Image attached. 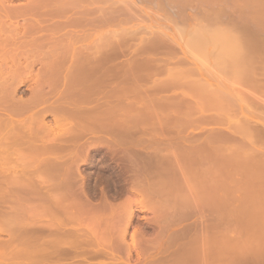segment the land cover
<instances>
[{"label": "bare ground", "instance_id": "1", "mask_svg": "<svg viewBox=\"0 0 264 264\" xmlns=\"http://www.w3.org/2000/svg\"><path fill=\"white\" fill-rule=\"evenodd\" d=\"M87 1H89L88 4H87ZM87 1L86 0H27V4L22 5L23 7L20 6L21 8L19 6H18L19 8L18 7L13 8L15 6L11 7L10 5L5 6L4 3H2V5H4L3 7L6 10V15L3 12V10L1 9V7H0V11H1V13L2 12L4 13V15L6 16L7 19H10V21H12L11 18L14 17L15 18L14 21H16L18 18L22 20V23L20 25L15 23L16 24L15 27H14V24L11 23L14 29L11 26H10L11 28H9L8 27L9 24L6 25L8 22L7 23L3 22L2 25L4 26V24H5L10 30L13 29L11 32H16V34L18 33V35H19V32H21L22 34L23 33L24 34L33 33V34L38 35L42 31H43V33H45L44 31L47 32L49 30V28L51 29V27H50L51 25L47 26V24L49 25L48 22L53 20L54 18L55 19L59 18L60 20L65 19L61 23H59V22L54 23V26L52 28L53 29L55 27L58 28V33H55V31L57 32V28H55L56 30L53 32V33H55L54 36H56L61 31L60 30L61 28L59 29V27H62V26L67 27V25L70 26V25H75V24L77 25L78 23H79V25L82 24L81 21L83 22L84 20H81V18H82V16H84V13H85V9L83 11V9L81 8V6H83V4H82L83 2H85L84 4H86L87 6L88 5L95 6L96 4L98 5V3H99V5L102 3L101 0H87ZM105 1H103V2H105ZM150 1H152V0H150ZM153 1H155L156 4H161L160 2L162 1V3H163L164 0H153ZM165 1H168L169 3H171V2L173 3L174 1L175 2L178 1L177 3H174V4L178 5L180 0H165ZM184 1L187 2V0H184ZM201 1H202V3H204V2L206 3V1L210 2L211 0H200V2ZM240 1H241V4L242 3L244 4L247 2L249 4L250 2H252V0H240ZM257 1H256V3H257ZM0 2H3V1L0 0ZM236 2L238 3V0ZM5 3H6V0H5ZM11 3H12V1H11ZM94 3H95V5H93ZM164 3H166V2H164ZM187 3H189V2H187ZM9 4H10V2H9ZM79 4H81V5H79ZM86 5H85V7H86ZM179 5H181V4H179ZM78 6H80V7H78ZM200 6H202V5H200ZM177 7H179V6H177ZM98 9H97V11H98ZM252 9H253V7H252ZM92 11H95V10H92ZM177 11H179V10H177ZM211 11L212 10H210V13H211ZM86 12L89 13L91 11L87 10ZM251 12L254 15L253 19L251 17V20H253L252 24H254L253 26H255L252 28H253V30H254V28L256 29L254 32L257 33L260 30H264V10L262 9L261 11H257L255 8V10L253 9V11H251ZM97 13H99V12H97ZM95 14H96V12H95ZM101 14H102V12H101ZM87 15L88 14H86V16ZM0 16L2 17V15H0ZM210 16H211V14H210ZM85 17H83V18H85ZM4 18L5 17H3V20H4ZM47 18H49V19L51 18V20H49ZM208 18H210V17H208ZM98 19L99 18H97V20ZM211 19H213V18H211ZM2 25H0V26H2ZM17 25H19V26H17ZM3 26H2V28H3ZM66 27H63V29H65ZM2 28L0 27V30ZM79 28H81V27H79ZM243 28H241L242 31H246V28H245V30H243ZM248 28L249 27L247 26L246 32H249ZM7 29L4 26V29H2L0 31V32H2L1 34L5 35V30H6V33L7 32L9 33L10 30L8 29L9 30L8 31ZM51 30H49L50 33H51ZM242 31L240 30V32H242ZM11 32H10V34H11ZM36 32L37 33L39 32V33L37 34ZM68 32H70V31H68ZM250 32H252V31L250 30ZM47 33H49V32H47ZM50 33L47 34L49 37H50ZM67 33L63 34V36L65 35L64 37H66ZM72 33H74V32H72ZM256 33H253V34L255 35ZM69 34H68L67 38H64V40L66 39V41H67L70 38L69 36L71 34L70 35ZM241 34H243V33H240V35ZM250 34L251 33H249V35ZM6 35H9V34H6ZM28 35H31V34H28ZM28 35H25V36H28ZM47 35L46 36L44 35L43 37H37V38H36V36H34L35 38L33 36H29L30 38L32 37V40L30 42L27 41L26 43L23 41L22 42L20 41L22 45L20 43L19 44H20V46H22L21 49L23 51H20L19 50L20 46H17L18 45L17 40L19 41L20 37L18 39L14 38V40L17 44L16 47L14 46L15 43L11 42V41H14L12 38H11V40H9L10 42L7 40L9 36H6L7 38H5V36H4V39H2L3 37H0L1 38L0 42L2 43V45H3V43H6L8 45H10L9 43H11V45L15 47V48L12 47L11 49L14 48L15 50L21 52V53L19 52L18 55H15V54L13 55V53H12L11 55L13 57H11L10 54L9 55L8 54L3 55V56H8L6 58H4L3 56H0V107H1L0 108V146L2 143L5 144V145L3 144L4 146L2 145V148L1 147L0 148L3 151L4 148L8 145L10 146V144H12V145L14 144V146H17L20 144L19 146H21V144H23L24 142L27 143L26 140H29L30 143L35 144L34 142L37 139V141H36L37 144L29 145L30 150L27 151V152H29V154L26 151H25V153H27L28 158H30L31 156H33V157L34 156L38 157V155L40 156L38 159L36 157H34V158H36L37 162L35 161L36 166L33 167L35 169L32 170L31 169L32 166L28 167L31 171L30 170L27 171L28 168L26 167V166H28V164H27L28 161H32L31 159L29 160L28 158H27L28 161L26 162L27 165L25 164V161H24L25 159L23 160L24 165H25L24 166L25 169H24V167L21 168V172H20V170H16V172L17 171L20 172V173L17 172V174L14 171L16 174L15 176L13 175L12 177H10V176L7 177L6 176V175H8L7 171H9V169L7 170V168H6V172L3 171L4 173H7L4 176L1 175V174H3V172L0 171V173L2 172L0 174V176L3 177V178L2 177L0 178L3 180L2 183L0 182L1 183L0 184V235L5 236L2 238L0 237V251L4 252V249H5L6 254L3 253L2 256L5 254L7 256V258L9 259L8 263L6 262V264H17V263H14L13 261L15 259H20V258H23L24 260L26 259L27 261L31 260V262L30 261L28 262L29 264H208L207 262L210 259H214V257L219 255V250L221 249L220 248L221 246H219L220 249H215V250H218V252L216 251L217 255H215V252L213 251L214 250L213 247L211 248L210 246H208L206 244L207 242L210 243L209 242L210 239L208 241H206L207 237L209 235L206 232L208 230V228H207V230L205 229L206 230L205 232L204 231L200 232L201 234L198 232L196 235L197 237L195 235H193L196 233H193L192 235H190V238H188L189 239L188 241L180 242V243H177L174 245L169 244V243H166V245H161L158 242L155 243L154 239H152V238L146 239L145 237L142 236L143 233L141 234L140 230L138 228H136L137 226L134 228L135 225H132V219H133L132 217L134 216L133 212L135 211L134 205L139 204V206H140L139 208H141L140 210H143V208L146 207L145 205L147 204V201H146L147 198L145 200L146 204L142 203L143 199H141V198L137 199V200L136 199L132 200L131 198L128 197L120 205L119 204L114 205L113 200L107 199V197L105 198L104 196H103L104 199L102 198L99 203L92 202L89 198L85 197L86 196L85 192L82 191V187L84 186L83 183H84V176L85 175H83L84 173H82L80 168L77 166L78 164H76V162H79V163L80 162L81 163L87 162L88 157L86 156L85 153H81V152H84V149H82V150L80 149L81 152L79 150H77L74 153L76 155L74 156V154H73V157H66L65 155L60 156L61 153H59V152L60 151L63 152L65 149L61 150L60 149L61 147H58L59 145L56 144L57 139L55 140V138H53L56 141L54 144V143H52L54 141L52 139L49 140V137L46 136L45 137L46 140H43L44 137H43V139H42V137H39L36 134L37 132L35 133V131H34L35 134L33 132H31V130H32L31 125H32V123H33L32 121H34V119H32L30 121L32 123L28 122L29 119L27 122H26V120L25 121L15 120V116L17 117L26 111H31L29 109L33 104L37 103V104H39V106H42L52 96L55 98V99H53L54 102L52 104H50L49 106H46V107L43 106L39 109L38 114H37V120H39V121L37 123H39V122L41 123V121H43V117L45 118V114L47 115V113H50V114L52 113V115L54 117L53 119L55 120L54 122H56V125H57V122L60 120H63V118H65V116H69L72 119L73 118L76 119L75 121L78 120V122H79V123L77 122L78 126L79 127L81 126V128H83V129L86 128L85 130L91 129L90 131L93 132V129L96 128V130L94 129L95 131H97V129H99L98 131H100V132H101V129H103L102 132L105 130L110 131V132L105 131L106 133L103 135H106L107 133H109V136H111V137H112V135H115V139L119 142V141H122L123 138L125 139V137H128L126 134H128L127 132H129V130H130V128L128 127L129 124L130 125L132 124L133 126L138 124V123L140 124V122H143V120L145 118H147V116H149L147 114L146 117H139V116H137L139 114V112L137 111L138 114H136L135 116L132 117V115H131L132 113H130L132 109H135V112H136L137 108H139L140 105L138 107V105H136L137 103H134V102L132 103L130 100H128V99H131V97H129V95L134 96V100H133V98L131 99L132 101H135L136 100L135 97H137V99H138L137 101L139 102L140 101L139 98L141 97L140 95H138V96H140L139 98L137 96V94H139V93H137V91H139V90L136 91V89L134 88L135 87L133 84L134 82H131L133 85L129 83L132 80H137V79H135V77H132V74L135 72L133 71V73H132V70H129V69L126 70L128 67L131 68V66L133 67V69H135L134 68L135 62L131 61L130 63L131 64L134 63V65L129 64V66L127 68L124 67L125 70H123L124 68L122 69L118 66L123 71L119 70L118 68L116 69V67H114V65H113L114 63L111 65L109 64V66L107 64V63H109L110 60H112V59L114 60L116 57L118 58V56H120L121 53L119 52L120 54L115 57V53L118 51L117 47L115 48V50H117V51L114 50L115 51L114 52V51H112L113 47L110 49V47H111L110 46L108 51H107V49H104L107 51V52L105 51V53H107V54H105L104 52L102 54L101 49L104 48V45L99 42L98 44L100 45V48L97 44H95L96 49L94 46H91V48H88L89 50L91 49L90 53H84L85 50H81L80 52H78L77 49H80V48H74L71 45L67 46L66 42L64 43L63 41L60 40V39H63L62 35H61L62 38L60 36L57 37V38H60V39H58V40H60V42L59 41L58 42H59V44L62 42L66 46H62L61 45L62 43L60 45L58 44L56 46L55 44H57V43L53 44L54 41L52 40V37H50L51 38L50 39ZM192 35L193 36L191 37L190 44L189 43H188V45L185 44V49L189 48L188 50H190V48H191V50H192L194 48H197V49H200L203 51H208L209 55L212 56L213 60H215L217 62L221 63V61H223V62L226 61L228 63L234 62V63L238 64L237 65L238 69H237V74H236L238 78L239 77H241V78L246 77V79L249 80V77H253L252 71H255V68H257V72H258V69H260L259 71H261V70L264 71V59L262 60V57H261L262 54H260L262 51H264V49L263 50L260 49L261 51H258L259 49H257L255 47L257 49V51L259 52L258 53L259 58L257 57L258 56V54H257V56L255 57V59L257 58V60H256V62H253V61H255L253 59V57L256 55L255 52L257 53V51L252 52V49L254 50V48L250 49L251 51L249 50L250 53H254V56L252 54L253 57L250 56V53L245 52L246 50L248 51V49H249L248 48V49L244 50L245 47L247 48V46H248L251 48V46L254 45L253 43L251 45V43L249 41L248 42L250 44L247 43L246 45H244L246 43V40H250V37H249V39H247L248 36L246 34L245 35L247 37H245L243 35L244 38H246V39H243L244 44L241 43V41H243L241 37H240L241 40H239L240 39L239 37H238V39L236 38V40H235L232 38L234 36L231 37V35H229L230 37L228 36L226 38L223 37V38H219V39L218 38H216V39L212 38L209 34H203V33H195V34L192 33ZM254 35H253V38L251 37V39L253 41H255L254 39H257V38H254L255 37ZM25 36L22 35V37H25ZM71 37H74V36H71ZM77 37L76 36L74 37V39H75L74 42H76V40H77V43H79V40H81V39L79 38V40H78ZM9 39H10V37H9ZM4 40H5V42H4ZM24 40H25V38H24ZM50 40L53 41V43L51 42L53 44V46H52V44L50 45ZM153 40H154V38H152V41L149 40L146 43L144 42L145 45H143L144 43L142 42V46H141L142 51L140 53L145 51L146 47L152 46V48H153V46L156 45L155 42L157 41V39L155 38L156 41H154V42H153ZM262 40H263V38H262ZM253 41H251V42H253ZM55 42H57V41H55ZM74 42H72V44ZM112 42H113V40L111 41V43ZM187 42L188 41H186V43ZM1 43H0V47H6L7 51L10 50V49H8L7 45L5 46V44H4L2 46ZM105 43H107V42H105ZM114 43H115V40H114ZM161 43H162V41H161ZM148 44H150V45L152 44V45L150 46ZM11 45L9 47H11ZM102 45H103V47H101ZM109 45H107V47ZM113 45L115 47L116 43ZM119 45H120V43H119ZM186 45L188 48L186 47ZM249 45H251V46H249ZM256 45L257 44H255V46ZM144 46H146V47H144ZM156 46H154V47H156ZM158 46H160V44ZM161 47L162 46H160V48ZM82 48H84V47H82ZM93 48H94V50H93ZM262 48H264V47H262ZM137 49L140 50L141 48L138 47ZM137 49L135 50V53L137 54V56H140V55H138L139 51H137ZM148 49H150V52L152 51V53H153V51H157V50H154V49H157V47L153 48L152 50H151V48H148ZM3 50H5V49H3ZM86 50H87V48H86ZM10 51L12 52V50H10ZM110 51H112L113 54L112 53L108 54ZM212 51H214L215 53ZM146 52H149V50ZM149 53H148V55H151ZM145 54H147V53H145ZM148 55L145 57V58H147V60H148ZM247 55H249V56H247ZM132 57H131V59H132ZM7 58H8V61H7ZM9 58H10V61H9ZM145 58H143V59H145ZM151 59L152 58H149V61ZM251 59H253V60H251ZM113 60L111 62H113ZM132 60H134V59H132ZM8 62L10 65H7ZM66 62L69 65L65 64ZM36 63L37 64L39 63L41 66V69H40V67L38 68L37 74L34 73L33 72L34 69H32L33 66L36 65ZM151 63H149V64L151 65ZM117 64L118 63H116L115 65H117ZM152 64H155V63H152ZM123 66H125V65H123ZM155 66L157 67V65H155ZM5 67H6V70L4 69ZM146 69H145V71H146ZM154 69H151V70H154ZM138 70H140V69L138 68ZM148 70H149V68H148ZM148 70H147V72H148ZM135 71H137V70H135ZM137 72L141 74L143 71L141 70V72H139V71H137ZM137 72L135 73V75L137 74ZM150 73H152V72H150ZM140 74H138L136 78L142 79L143 75H141L139 77ZM262 74H263V72H262ZM119 77H120V80L122 79L123 85L121 84L120 86L117 87V84L115 83L116 87H112L114 82L116 81V79H118ZM254 79H255V77H254ZM237 80H240V79H237ZM154 81L156 82V80H154ZM255 81H256V79H255ZM25 82L26 83L29 82V84H30V85H28V86H30L28 89H29L31 96L28 97L29 98L28 100L17 95V92H18L17 87L20 86L19 84H24ZM50 82H52L54 86L50 87L49 86ZM153 82H152L151 87H154L153 88L154 91H160L161 92V90L167 89L169 87V82H167V81L161 80L159 82L157 81V83L154 82V84H153ZM257 83H259V82H257ZM257 83H255V84H257ZM260 85L257 84V85H255L256 87H253V88L248 86L249 87L248 89L254 90V88H258ZM263 86H260V88H258L257 90H260L261 88H263ZM46 87L49 90H45ZM105 88H108L107 91ZM137 89H139V88H137ZM153 89L151 91H153ZM51 90H53V93L50 92ZM104 90H105V92L103 94L102 92ZM247 91L249 92V90H247ZM254 91H252V93H251V91H250V93H248V92L247 93L252 95V94H254L253 93ZM100 92L103 94L104 97H100V96H102V95H100L101 94ZM260 92H261V90H260ZM256 93L258 94L257 97H259L260 96L259 91ZM256 93H255V95H256ZM94 95L99 96V98L95 97ZM143 95H145V94H143ZM92 96H94L97 99V102H101V100L103 102V99H104L105 103H108V105L106 104L107 107H102L101 109H99L101 106H105V104H103L104 102L102 103V105L101 104L99 105V103H95L96 99H94L95 100L94 102L92 101L93 100V99H91ZM154 96L155 95L152 93L153 98H154ZM148 97H150V95ZM252 97H256V96L252 95ZM260 99L264 100V96L259 97L258 100H260ZM141 101H146V100L141 99ZM150 101H152V100H150ZM86 102H89V104H91V106L95 103L96 105L95 104L94 105L96 107L94 105L93 106L95 108L94 107L89 108L88 106H90V105H88L86 107L85 104L86 105L88 104ZM90 102H93V103H90ZM146 102L148 103V101H146ZM147 103L144 105H147ZM157 103L159 104L158 101H157ZM157 103H156V105L158 107ZM97 104L99 105L98 108H97ZM162 105H163V103H162ZM146 107H148V106H146ZM103 108H105V109H103ZM144 108L145 107L141 105V108H139V109H142L145 112ZM127 114H129V115H127ZM116 115L117 116L120 115L123 117L126 116V117H125V119L118 120L117 118H114V117H116ZM140 115H144V113L142 112V114H140ZM156 117L158 119H160V115L158 116V114H157ZM169 117H171V116H169ZM112 119H116V120H112ZM141 119H142V121H140ZM168 119L170 120V118H168ZM37 120H35V121H37ZM145 120H144V122H145ZM156 121H158V120L156 119ZM215 121H217V120H215ZM171 122H173V121H171ZM27 123L30 125L31 129L29 128V125ZM249 123H248V125H249ZM41 124L45 125L44 122ZM41 124H40V128L43 127V125H41ZM76 124L74 123L73 127H76L77 126ZM46 125H47V123H46ZM78 126L76 127L77 129H78ZM73 127L71 125V128H73ZM126 127H128V129H127V131H125L126 133L124 134L123 131H124V129H126ZM148 127H150V126H148ZM44 128H46V127H44ZM5 129L6 130L8 129L7 134L2 133ZM41 129H43V128H41ZM41 129H40V131H41ZM73 129H75V128H73ZM73 129H72V133L74 131ZM83 129H81V130H83ZM79 130L80 129H78V131ZM85 130H83V132H85ZM254 130H255V128L253 129V131ZM258 130H260V129H258ZM262 130H264V129L262 128ZM36 131H38V130H36ZM75 131H76V129H75ZM113 132L114 133L116 132V133L114 134ZM120 132L123 133V135H124V136L122 135L123 137L122 136L118 137ZM162 132H163V130H162ZM70 133H71V130H70ZM87 133H89V132H87ZM110 133H113V134L110 135ZM117 133H118V135H116ZM247 133H248V131H247ZM249 134L250 133H248V135ZM263 134H264V132H263ZM70 135H71V138L74 137L73 134H70ZM60 136H61V134H60ZM77 136L80 137L81 135H77ZM129 136H130V134H129ZM249 136H251V135H249ZM254 136H256V135H254ZM75 137H76V135H75ZM263 137H264V135H263ZM57 138H59V137H57ZM113 138H114V136H113ZM113 138L112 139L110 138V139L114 140L116 142V140ZM149 138H151V137H149ZM97 139L99 140V138H97ZM97 139L95 138V140H97ZM101 139L105 140V138H101ZM101 139L99 141L100 143H102ZM29 141H28V143H29ZM118 142H116L117 145H118ZM234 142H236V141H234ZM109 143L111 144V142H109ZM168 143H171V142H168ZM206 143H207V141H206ZM12 145H11V147H12ZM201 145H203V144H201ZM224 145L225 144H223V146ZM60 146H62V145H60ZM111 146H113V145H111ZM180 147L182 148L183 146H180ZM184 147H186V146H184ZM194 147H196V146H194ZM109 148L112 149V147H109ZM200 148H202V147L200 146ZM200 148L196 147L195 153H197V149H198V152H200L202 150V154H204L203 151L204 152H206V151L204 149H200ZM203 148H204V146H203ZM212 148H213V146H212ZM212 148H210V149H212ZM185 149H186V151H185ZM235 149H236V147H235ZM7 150L9 151L10 149L7 148ZM14 150L15 149H13V151ZM17 150H18V148H17ZM156 150H153L154 153H153V151L150 153L151 158H153V154H155V153H156V155L158 154V152H156ZM224 150L226 151V149H224ZM2 151H0V154ZM4 151L6 152V148ZM124 151H127V150L124 149ZM131 151H127L125 155L123 154V157L126 156L125 159L131 164V166L132 165H133V167L135 165L137 166L141 162L145 163L146 165H149V161L151 160V158L150 159L147 158L149 160V161L147 160L148 162L147 161L143 162L144 157L147 156V154L145 155L146 152L145 153L143 152L144 154L142 152H141V154L138 153L139 156L136 155V157H134L136 152L132 151L133 154H131L132 153ZM172 151H173V149H172ZM172 151H169V152L167 151L166 154H169V155H165V154H162L161 150H159V153L161 152V155H162V156H160L161 158L162 157H165V158L168 157V159L167 158L166 159L170 160L173 157L172 161L170 160V162H169L166 159L164 160L163 158L162 159L158 158L160 154L157 157L154 155V158L156 157V158H158V160L156 162H154V160H155L154 159L153 160L154 163L151 160L150 161L151 166H149V168L153 166L154 170L156 169V172L154 171V175L156 176V174H157L158 176H156V177H158V178H159V176L162 177V174H164L163 176H165L167 174V176L168 175L174 176L173 178H175V179H176V177L180 178L181 176L180 177L175 176L174 174H176L177 172L175 173L174 172L175 170H173V169L170 170L169 169L170 166L169 167L162 166L164 164L162 162H165V161L169 162V163L165 162V165H169L172 162V164L173 163L175 164V165L173 164L174 168H175V166H177L176 163L178 162L177 164L179 166V171L181 174H183L182 175L183 177L185 176L184 175L185 172H189V171L191 172V170L193 169L192 174H194L195 177L192 176V177L188 178V176H187L188 173L187 174L185 173L187 177L185 176L183 178V179H185L184 181L188 180V181H186L188 183L185 182V184H189L191 186L190 188L193 190H191L189 188V185L186 186L184 184V186L187 187L186 188L187 190H186L185 187L183 186V184L181 186L175 185L176 183L173 185V183L170 184L171 182L169 183V185L163 184L165 186V188L161 184L160 186L162 189L161 188L159 190L157 189L159 193H166V192L169 193L168 195H170L172 200H173V204H171L170 206H173L174 210H177V211L183 210L184 205L186 207H188V205H189L188 203L193 205V203L198 202L200 197H203V196H204L203 199H205V201H204L205 203L211 204L217 200H218V202H226L225 201V198H227L226 196H225V198H223L224 196L221 197V196H218L217 194L215 195V197H211V198H209L210 195H209V197L207 196L208 195L207 191L209 190V192H211L210 190H211L212 186L216 184V182H215V184H213V182H212V184H213L212 186H210V185L208 186L206 183H204L206 181V179H204V178L207 177L206 172L203 174L200 172L201 175L200 174L198 175V176H200V178L198 177V179H195V178H197L196 177L197 175H195V173L197 171H199L198 169H195L197 171H195V173H194V167L196 166L195 164L200 165V163H202V162L205 163L204 160L206 158L213 157V156H210L211 151L210 152L207 151V153H205L202 156L199 155L200 153L198 155L194 156V153H193L194 151H192V149L189 150V148H187V147L184 148V150H179L176 148V150L174 149L175 152L174 151L172 152ZM176 151H178V153ZM111 152H112V150H111ZM208 152H209V154H208ZM231 152L232 153L229 154L230 155L229 157H230V159L232 158L230 161L231 162L230 164H232V165L228 164L229 168H230V170H228V171L226 170V168H228V166L226 165V167H225L226 171H224V172H226V175H224V176L225 177L228 176L227 180L229 181V179H230L231 180L230 182H232V181L236 182V185H241L243 187L249 186L248 188H251V190L249 192L250 193L249 196L246 199L243 198V200L241 201V203L237 207L235 205V208L233 209V214L231 215L229 221L231 220L234 223V226H236V224H238V225L240 224V225L247 226L248 228H252V230L256 229V228H258V226H260L264 230V177H262V178L259 177V174L264 171V169H263L264 167L261 168V166H260V168L258 169L260 163L258 162L257 164H255L257 166L253 165V163H252L255 161L254 160L255 157L253 156L252 157L253 159H251L254 161H250L249 160L250 157H247V159L242 158L244 156V154L242 157H240L241 158V159H239L240 161L236 162L235 159L237 157L235 158V156H238L239 152H238V150H234V152L233 151H231ZM14 153L16 154L17 151ZM53 153H54V158H50V155ZM113 153H114V151H113ZM221 153H223V152L221 151L220 154ZM8 154H10V152ZM11 154L13 156V153H11ZM150 154H148L147 157H150L149 156ZM191 154H193L194 157ZM256 155H257V159H259L258 154H256ZM1 156H4L3 152H2ZM25 156H26V154H25ZM224 156H219V157H224ZM219 157H218L217 161L221 159V158L219 159ZM259 157H260V155H259ZM223 159L224 158H222L221 160L223 161ZM4 160L6 161V159H4ZM8 160H10V159H8ZM161 160H162V162H161ZM194 160L196 162L197 161L198 162L194 163V165H193L192 163L195 162ZM232 160L235 161V164L232 163V162H234ZM158 161H160V162H158ZM179 162L180 163L182 162L181 166H180ZM219 162H217L216 164H218ZM142 163L140 165H142ZM214 164H215V162H214ZM223 164H222V166H223ZM210 165H213V164H210ZM222 166L220 167V169H218V167H217L218 171L224 167V166L223 167ZM141 167L139 166L138 167L139 169H137V167L136 168L134 167V169L140 170L143 168V167L142 168ZM171 167H172V165H171ZM1 168H3V167L0 166V169ZM144 168H147V166L144 165ZM153 168H151V170ZM195 168H199V167H195ZM176 171H178V170H176ZM170 172L172 174H170ZM227 172H229V173H227ZM215 173L217 175L218 172L216 171ZM196 174H198V172ZM202 175L204 178L201 177ZM221 177H223V175ZM221 177H220V179H221ZM173 178H171V179H173ZM218 178L216 181H218ZM209 179L210 178H208V180ZM223 179H221V180L224 181L225 179L224 180ZM195 180H200V182L202 180H205L203 182V185L206 184L207 187L208 188L210 187V188L209 189L207 188L208 189L207 190L205 188L206 186L202 187L203 185L201 186V183L199 184V181L197 183ZM221 180L219 182H221ZM78 181L80 184L78 183ZM228 181H226V182H228ZM165 182H167V181H165ZM194 182H195V184H194ZM2 184L4 185V187ZM76 184H78L79 187ZM191 184L192 185L194 184V185L192 186ZM196 184L200 185V187L197 190H195V189L199 185L195 187ZM81 185H83V186H81ZM177 186H178V188L179 187L182 188V186H183L184 187V188H182L183 191H181L180 188L178 190V188H176ZM217 186H218V184H217ZM216 187H215V190H217ZM134 188L136 189V187H134ZM213 188H212V190H213ZM184 189L186 190V192H184L185 191ZM242 189H241V191H242ZM190 190H191V192H190ZM178 191L179 192L181 191L182 193L179 194ZM218 191H220V190H218ZM237 191L235 190V192H237ZM82 192H84V194H82ZM150 192L152 193V191H150ZM155 193H157V192H155ZM215 193H217V192H215ZM178 194H179V197L181 194H183V195L185 194L184 195L185 198H186L187 194H189L188 196L193 195L192 197L194 199L195 198L196 199L195 200L190 199L192 202H189V200H188L189 198H187V201L185 198L183 200L182 196L180 197L181 199L177 198ZM223 194L224 193L222 192L221 195H223ZM172 195L177 196L176 197L177 199L175 197H172ZM216 196H218V197H216ZM256 196H261V198L260 197H259V199L253 198ZM151 201H153V200H151ZM158 202H159V200H158ZM237 202H239V201L237 200ZM142 204H144V205H142ZM149 205H150V203H149ZM152 205H153V207L155 206L154 204H152ZM165 205H166V203H165ZM168 206H166L164 208V209L167 208V211H168V209L172 208L170 206H169L170 207L169 208ZM150 207H147L144 209H149ZM151 209L152 208H150V210ZM156 209L161 210L160 208H156ZM153 210L151 212H153ZM159 210H155L153 212V218L155 221H157V222L160 221V223H161V222H163L162 219L165 220V217H168V216L164 217L161 213L162 211H159ZM164 211H163V213H164ZM29 212L33 213L32 216H28V215H31V214H29ZM106 212H108V214ZM183 212H182V214L180 213L179 219L186 217L183 214ZM27 213H28V215H27ZM148 213H150V211H148ZM190 214L191 213H189V215ZM174 215H175V213H174ZM121 220H123L122 224L121 223L118 224V222H120ZM87 223H89V224H87ZM233 223L230 222L229 224L232 225ZM85 224L87 226H85ZM232 226H230V227H232ZM130 227H133V231H132L130 238H129L130 241L129 240L127 241L126 236L128 235L127 234L128 228H130ZM238 227H240V226H238ZM233 228H235V227H233ZM243 230H245V229L243 228ZM248 232L250 233V229H249V231H247V234L249 235ZM258 232H257V234H258ZM187 234H188L187 230H182V231H180V233H176L175 236L174 235L173 236L176 238H177V236L178 237H185L187 239V237H186ZM198 234H200V236H198ZM244 234H246V233H244ZM254 235L256 236L255 232H254ZM186 239H184V240H186ZM258 239L264 241V232L261 233V236H259ZM235 240H236V238H235ZM236 241H238V239ZM168 242H170V241H168ZM213 243H216V242L213 241ZM220 243L225 244V242H220ZM237 244H238V242H237ZM228 248L230 249L231 247L228 246ZM228 248L224 247V249H227V250H228ZM224 249H221V251ZM231 249H230V251H231ZM227 250H224L221 253L227 254V252H225ZM241 252H243V251H241ZM121 254H123L124 257ZM229 254H230V252L227 255H229ZM239 254H242V256L239 255L237 257L241 256L242 257L241 259L244 260L243 256H245V254H247V253H245V254L239 253ZM233 255H235V253ZM133 256H135L134 260L132 259ZM231 256H230V260L231 259L235 260L233 258L234 256L232 258H231ZM247 256H249V254H247L245 256L248 259L253 255H250V257H247ZM258 256H259L258 259L262 258V260H264V251H261ZM237 257L235 255V258H237ZM0 259H1V257H0ZM250 259H252V257ZM225 260L229 261L228 258ZM246 263H248V262H246ZM230 264H231V261H230Z\"/></svg>", "mask_w": 264, "mask_h": 264}, {"label": "rangeland", "instance_id": "2", "mask_svg": "<svg viewBox=\"0 0 264 264\" xmlns=\"http://www.w3.org/2000/svg\"><path fill=\"white\" fill-rule=\"evenodd\" d=\"M1 1H3V2H0V7L3 10V12L5 13V15H6V10L3 7L4 5L5 6L10 5L11 7L15 6L13 8H16L18 6L20 7L22 5L27 4V0H11L12 3L10 0H6V3H5V0H1ZM101 1H102V3L100 5H99V3H98V5L97 4L95 5V3H94L93 5H95V6L91 5L93 8L90 5L87 6L86 4H84L85 2H83L82 3L83 6H81V8L83 9V11L85 9V13H84V16H82V18L85 17L86 14H88V15L83 19L81 18V20H84L83 22L81 21L82 24L81 23H80L81 25H79V23L77 25L75 24L76 26L70 25L71 27L68 25H67V27L66 26L59 27V29L61 28L60 29L61 31L56 36H54V34L58 33V28L55 27V28H57V32L55 31L56 30L55 28L54 29L52 28L54 26V23H58V22L61 23L65 19L60 20L59 18L55 19L53 17L54 19L52 18L53 20H51V18L50 19L47 18V19L52 21V22L49 20H48L49 22L47 21L49 23V25L47 24V26L51 25L50 27L52 29L51 30L49 28V30H51V33L49 30L47 32L50 33V37H52V40L54 41V43H53V41L50 40V45L52 43L53 44L57 43V44H55L57 46L61 40L64 43L66 42L67 46L71 45L74 48H80V49H77L78 52H80L81 50H85L84 53H90L91 49L89 50L88 48H91V46L95 47L96 46L95 44H97L100 48V45L98 44L99 42L104 45V48H102L103 50L107 49V51H108L109 47L111 46L110 49L113 47L112 51H114L115 48L117 47L118 51L115 50V51H117L115 53V57L118 56L120 53L122 55L120 54V56H118V58L116 57L117 58V59L115 58L116 60L112 59L113 62H111L112 60H110L109 63H107L108 66H109V64L111 65L114 63L113 65H114V67H116V69L118 68L119 70L123 71V70H125V68H127L129 66V64L134 65V63H132V64L130 63L132 61V62H135V67H134L135 69H133V67L131 66L132 69L128 67L126 70H128V69L132 70V73H133V71L135 73L137 71H139V72H141V70L143 71L141 74L137 72V74L135 75V73H133L132 77H135V79H137V80H132L129 82L130 84H132L131 82H134L133 83L135 86L134 88L136 89V91L139 90V91H137V93H139V94H137V93L136 94H137V96L138 95L141 96V97L138 96V98L140 97L139 98L140 101L139 102L137 101L138 100L137 97H135L136 98L135 101H132L131 100L132 98L134 100L133 95H131V96L129 95V97H131V99H128V100H130L132 103L133 102L137 103L136 105H138V107L140 105L139 108H141V105L144 106L145 112L139 108H137L136 112H135V109H132L131 112L130 111L129 112L132 113L131 114L132 117L135 116L136 114H138L137 111L139 112V114L137 115L139 117H146L147 114L150 117L147 116V118H145L146 120L143 118L145 120V122H144V120H143V122H140V121H142V119H141L139 121L140 124L138 122H137L138 124H136L134 126L132 124L131 125L129 124L128 127L130 128V130H129V132H127L128 134H126L129 138L125 137L126 140L123 138L122 141H119L120 143L115 139V135H112V137L109 136V133H107L106 135H103L106 132H110V131L105 130L106 132L105 131L102 132L103 129H101V132L98 131L99 129H97V131H95L96 128H94L95 130L93 129V132L90 131L91 129H89V130L87 129L88 130L87 131V130H85L86 128L83 129V128H81V126L80 127L78 126V123H79L78 120L75 121L76 119H74V118L72 119L69 116H65V118H63V120L58 121L57 125H56V122H54L55 120L53 119L54 117H53L52 113L51 114L47 113V115L45 114V118L43 117V121H41V123L44 122L45 125L41 124L40 122L37 123L39 121V120H37V114H38L39 109L43 106L46 107V106H49L50 104H52L54 102L53 99H55L52 96L42 106H39V104H37V103L33 104L31 106L32 108L30 107V109H29L31 111H26L27 113L24 112L23 114H21L17 117L15 116V120H19V121H21V120L25 121L26 120V122H27L29 119V121H28L29 123L33 122L31 125V128H32L31 132H33V133H34V131H35V133L37 132L36 134L39 137H42V139L44 137L43 140H46L45 139L46 136L49 137V140L52 139L54 141L52 143H54V144L57 141L56 144L59 145L58 147H61L60 148L61 150L65 149L63 152H61V151L59 152V153H61L60 156L65 155L66 157H73V154L77 150L80 151V149L81 150L84 149V152H81V151L80 152L86 154V156L88 157V158L86 157L87 162H85V163L84 162L83 163L76 162V164H78L77 166L80 168L82 173H84L83 175H85L84 176V183H83L84 186L81 185V186H83L82 191L85 192V195H86L85 197L89 198L92 202L99 203L102 198L104 199V197L105 198L107 197V199L113 200L114 205L115 204L120 205L128 197L131 198L132 200H134V199L137 200V199L141 198V199H143L142 203H145V204L147 201V204L145 205L146 207H144V208L151 206L150 208H152V209L150 210V208L149 209L143 208V210H140L141 208H139L140 207L139 204H136L137 206L134 205L135 211L133 212L134 216L132 217L133 218L132 219V225H135L134 228L137 226L136 228H138L140 230L141 234L143 233L142 236L145 237L146 239L152 238V239H154L155 243L158 242L161 245H166V243L174 245V244H177L180 242H186L189 240L188 238H190V235H192L193 233H196V234H193L196 236L198 232L199 233L203 232V231L205 232L208 228V230L206 232L210 236L208 235L207 240L206 239L205 240L208 241L210 239V241H209L210 243H208V242L207 243L205 242V243L208 246H210L211 248L213 247V249H214L213 251L215 252V255H217V252H218V250H215V249H220V248L224 249V247L228 248V246H230L232 248V249L230 248L231 251L232 250L234 251V252L232 251L233 252L232 253L229 248H228V250L224 249V250H227V251H225V252H227V254L230 252V254L227 255L226 253H221L224 250L221 251V249H220L219 255L214 257V259H210L207 262L208 264H227V263L230 264V261H231V264H244V263L245 264H248V263L252 264L253 262H254L253 264H256V263L257 264L258 263L264 264V260H262V258L258 259L259 253L261 251H264V241L258 239V237L261 236V233L264 232L263 228L258 226V228L252 230V228H248L247 226L240 225V224L239 225L236 224V226H234V223L231 220L229 221L231 215L233 214V209L235 208V205L237 207L241 203L243 198L246 199L249 196V194H250L249 192H250L251 188H248L249 186L243 187L241 185H236V182H233V181L230 182L231 181L230 179H229V181L227 180L228 176H226V177L224 176V175H226V172H224V171L230 170L228 164L231 163L230 161L232 158L230 159L229 154L232 153L231 151L234 152V150H238V152H239L238 156H235V158L237 157L236 158L237 160L233 157L236 162L237 161L239 162L240 161L239 159H241L240 157H242L244 154V156L242 157L243 159L244 158L247 159V157H250V159H249L250 161L255 160L254 161L255 163L252 162L253 165L257 164L258 162L260 163L258 169L260 168V166H261V168L264 167L263 166L264 165V137H263L264 130H262V128L264 129V100L263 99L258 100L259 97L264 96V86H263L264 85L263 84L264 83L263 82L264 81V71L261 70L263 72V74H262V72L259 71L260 69H258V72H259L258 73L257 68H255V71H252L253 77H249V80L246 79V77L245 78L243 77L244 79L241 77L238 78L236 75L237 69H238V66H237L238 64H236L234 62L228 63L226 61L225 62L221 61V63H220V62L213 60L212 56L209 55L208 51H203V50H200L197 48H194L192 50L190 48V50H188L189 48L187 47L188 43L190 44L191 37L193 36L192 33H194V34L195 33L209 34L212 38H215V39L216 38L219 39V38H223V37L226 38L229 35H231V37L232 36L235 37V38L232 37L235 40H236V38L238 39V37L239 38L241 37L243 40V39H246V38H244V36L245 37L248 36L247 39H249V37H250V40L253 41L251 39V37L253 38V35H254L253 33H256V32H254L256 29L254 28V30H253V28H252L255 26H253L254 24H252L253 20H251V17L253 19L254 15L252 14L251 11H253V9L255 10V8L257 11H261L262 9L264 10V2H263L264 0H260V1L259 0L258 1L252 0V2H250L251 4L250 3L248 4V2L241 4L240 0H238V3L236 2L237 0H211L210 2L206 1V3L205 2L202 3V1L200 2V0H191V1L187 0V2H189V3H187L184 0H180L178 5L174 4V3H177L178 1L177 2L174 1L173 3L170 1L171 3H169L168 1H165V0L163 1V3H162V1L160 2L162 5L156 4L155 1H153V0L152 1H150V0L149 1L148 0L147 1L146 0H106V1L101 0ZM103 1H105V2H103ZM256 1H257V3H256ZM9 2H10V4H9ZM164 2H166V3H164ZM2 3H4V5H2ZM88 3H89V1H87V4ZM179 4H181V5H179ZM79 5H81V4H79ZM85 5H86V7H85ZM200 5H202V6H200ZM177 6H179V7H177ZM78 7H80V6H78ZM252 7H253V9H252ZM86 9L90 10L91 12H89V13L86 12L87 11ZM97 9H98V11H97ZM92 10H95V11H92ZM177 10H179V11H177ZM210 10H212L211 13H210ZM3 12L1 13V11H0V15H2V17L0 16V22H1L0 25H2L3 22H5V23L8 22L6 25L9 24L8 27L13 28L11 23L14 24V27L16 25L15 23H17L19 25L22 23V20L19 18L18 19L16 18L17 22L14 21L15 20L14 17H13L14 19L11 18L12 21H10V19L6 18V16L4 15ZM95 12H96V14H95ZM97 12H99V13H97ZM101 12H102V14H101ZM206 12L208 14L210 13L211 16H210V14L208 15ZM205 14L210 18H208ZM3 17H5L6 19L4 18V20H3ZM97 18H99V19L97 20ZM211 18H213V19L215 18V19L213 20ZM6 25L4 24L5 28L7 29L8 27ZM19 25H17V26H19ZM2 26H0V27L2 28ZM4 26L2 29H4ZM247 26L249 27L248 28L249 32H246ZM63 27H66V28L63 29ZM79 27H81V28H79ZM241 28H243V30H245V28H246V31H242ZM13 29H11V30L9 29L10 32ZM249 29L252 32H250ZM240 30L242 32H240ZM54 31H55V33H53ZM68 31H70V32H68ZM10 32L6 33V30H5V35H2L1 34L2 32H0V37H3L2 39H4V36H5V38H7L6 36H9L10 39L8 37V39H7L8 41L11 40V38L14 40V38L18 39L20 37L19 41L17 40L18 45L16 44L15 40L11 41L12 43L13 42L15 43V45H14L15 47H16V45L20 46L22 41L25 43L27 41L30 42L32 40V37L30 38L29 36H33V37L36 36V38H37V37H43L44 35L46 36L47 34H49L46 31H44L46 34L43 33V31L41 33L38 32L39 34L36 32L38 35L33 34V33H28L31 35H28L27 33L22 34L21 32H19V35H18V33L16 34V32H11V34L12 33L14 34V35L12 34L13 35L12 36L10 34ZM72 32H74V33H72ZM239 32L243 33V34L240 35ZM66 33H67V36L69 33L71 34V35L69 34L70 35L69 36L70 38L68 39L69 41L68 40L66 41V39L64 40V38H67V36L64 37L65 35L63 36V34H66ZM249 33H251V34L249 35ZM6 34H9V35H6ZM22 35L23 36L28 35V36L22 37ZM61 35H62L63 39L57 38L59 36L61 37ZM71 36H74V37L78 36L77 39L79 40V38H80L81 40H79V43H77V40H76V42H74L75 39H74V37H71ZM254 36H255L254 38H257V39H254L255 41L257 40L256 42L255 41L251 42L250 40H246V43L244 44V40L241 41V43H243L244 45H246L247 43L248 44L251 43V45H252V43L254 44V45H252L253 47L251 45H249V46H251V48L248 46H247V48L246 47L244 48V50L249 48L248 51L247 50L245 51L247 53H250L249 50L252 48H254V50L252 49V52L257 51V49H259L258 51H261L260 49H262V50L264 49V48H262V47H264V30L258 31ZM24 38L26 41L24 40ZM152 38H154L153 42L156 41L155 40V38H156L157 39V41L155 42L156 45L160 44V46H162V47L160 48V46L154 45L157 47V49H154V50H157V51H153V53H152V51L150 52V49H148V48H151V50H152L153 48H156V47L153 46V48H152L151 45L153 43L151 45L148 44L151 47L144 46V47H146V50L143 48L145 51L142 52L143 54L140 53L142 51V47H141L142 42L146 43L149 40L152 41ZM241 38L239 40H241ZM262 38H263V40H262ZM58 39H60V40H58ZM112 40H113V42L111 43ZM114 40L116 43L115 47L113 45V44H115ZM55 41H57V42H55ZM161 41H162V43H161ZM186 41H188V42L186 43ZM4 42H5V40H4ZM72 42H74V43L72 44ZM105 42H107V43H105ZM119 43H120V45H119ZM145 43L143 45H145ZM4 44H5V46L7 45L8 49L12 50V52L10 50L7 51L6 47H0V50L2 48L5 49V50L2 49L0 51V56L6 55V54L11 55L12 53H13V55L14 54L18 55V53L20 51H23L21 49L22 46H20V49H19L20 51H17L14 49L15 47L12 46L11 43H9L11 45V47H9L10 45H8L6 43H3V45ZM53 44H52V46H53ZM106 44L109 46L107 47ZM185 44H187L186 47L188 49H185ZM255 44H257V45L255 46ZM1 45H2V43H1ZM61 45L66 46L63 43ZM103 45L101 47H103ZM81 46L84 48H82ZM12 47H14V48L11 49ZM138 47H140L141 49L138 50L137 49ZM86 48L88 51L86 50ZM95 49H96V47H95ZM102 49H101V51L103 54V52L105 53L106 50L103 51ZM136 49H137V51H139L138 55H140V56H137V54L135 53ZM93 50H94V48H93ZM148 50L150 53L146 52ZM112 51H110L108 54H110V53L113 54ZM258 51H257V53L255 52V54H256L255 56H254V53H250V56H252V54L254 56V57L252 56L253 59L255 60L253 62H256V60H257V58L255 59V57L259 53ZM144 52L147 54H145ZM212 52H214V51H212ZM262 52L260 53V54H262V56L261 55L260 56L262 57V60H263L264 59V51H262ZM148 53L151 55H148ZM105 54H107V53H105ZM147 55H148V60H147V58H145ZM247 56H249V55H247ZM3 57L6 58L8 56H3ZM11 57H13V56L11 55ZM131 57L134 60H132ZM257 57L259 58V54ZM143 58H145L146 60ZM149 58H152V59L149 61ZM253 59H251V60H253ZM7 61H8V58H7ZM9 61H10V58H9ZM148 62L149 63L152 62L155 64L151 63V65H150ZM116 63H118V64L115 65ZM65 64L69 65L67 62ZM7 65H10L9 62ZM123 65H125V66H123ZM155 65H157V67ZM118 66L122 69L124 67L125 68L122 70ZM39 67L41 69L40 64L36 63V65L33 66V68H32V69H34L33 72L37 74ZM138 68L140 70H138ZM148 68H149V70H148ZM4 69L6 70V67ZM145 69H146V71H145ZM151 69H154V70H151ZM135 70H137V71H135ZM147 70L149 73L147 72ZM150 72H152L153 74ZM138 74H140L139 77L141 75H143L142 79L136 78ZM254 77H255L256 81H255ZM237 79H240V80H237ZM154 80H156V82ZM161 80L169 82V87L167 89L161 90V92L160 91H154V89H153L154 87H151L152 82L154 81L155 83H157V81L159 82ZM154 82H153V84H154ZM257 82H259V83H257ZM115 83L117 84V87L120 86L121 84L123 85V81H122V79L120 80V77L118 79H116V81L114 82L112 87H116ZM255 83H257L259 85L261 84L260 86H263V88L260 89L261 92H260V90H257L258 88H260V86L258 88H254V90L256 92L259 91V94H260L259 97H257L258 94L254 90L248 89L249 87H251V88L256 87L255 85H257V84H255ZM19 85L20 86L17 87V91H18L17 95L28 100L29 99L28 97L31 96L29 89H28L30 87V86H28V85H30L29 82H27V83L25 82L24 84H19ZM49 86L52 87L54 85L52 82H50ZM137 88H139V89H137ZM105 89L107 91L108 88H105ZM152 89H153V91H151ZM45 90H49V89H47V87H46ZM247 90H249V92ZM140 91L145 95H143ZM246 91L248 93H250V91H251V93H252V91H254L253 92L254 94H252V95H254L256 97H252V95L248 94ZM50 92L53 93V90H51ZM104 92H105V90L102 93L104 94ZM146 92L147 93L149 92V93L147 94ZM102 93L100 94V95H102L100 97H104ZM152 93L155 95L154 98L152 97ZM255 93H256V95H255ZM147 95L148 96L150 95V97H148ZM94 96H92V98H91V99H93L92 100L93 102L95 101L94 99H96L95 97L99 98V96H95V97ZM141 99L148 101V103L146 101H141ZM150 100H152V101H150ZM157 101L159 102V104L157 103ZM93 102H90V103H93ZM103 102H102V100H101V102H97V99L95 101V103H99V105L100 104L102 105V103L105 104V106H101L99 109H101L102 107H107L106 104L108 105V103H105L104 99H103ZM145 102L147 103V105H144V104H146ZM161 102L163 103V105ZM86 103H88V104L87 105L85 104V106L87 107L88 105H90V106H88L89 108L94 107L96 105L94 103L95 105L93 104L94 106L93 105L91 106V104H89V102H86ZM156 103L158 104V107H157ZM99 105L97 104V108L99 107ZM146 106H148V107H146ZM103 109H105V108H103ZM142 112L144 113V115H140V114H142ZM157 114H158V116L160 115V119H158L156 117ZM127 115H129V114H127ZM168 115L171 117H169ZM125 117L126 116L123 117L120 115H118V116L116 115V117H114V118H117L118 120H120V119H125ZM155 118L158 121H156ZM168 118H170V120ZM32 119H34V121L35 120H37V121L30 122ZM112 120H116V119H112ZM215 120H217V121H215ZM171 121H173V122H171ZM46 123H47V125H46ZM74 123L75 124L77 123L76 125L78 126V129H80V130L83 129V130H85V132H83V130L78 131V129L76 128L77 127L76 125H75L76 127H73ZM248 123H249V125H248ZM40 124L43 125V127H41L43 129L40 128ZM71 125L73 128L76 129V131H75V129L71 128ZM148 126H150V127H148ZM44 127H46V128H44ZM128 127H126V129H124V131H123L124 134L126 133L125 131H127ZM29 128H30V125H29ZM252 128L253 129L255 128L256 131L255 130L253 131ZM40 129H41V131H40ZM72 129L74 130L73 133H72ZM258 129H260V130H258ZM36 130H38V131H36ZM70 130H71V133H70ZM162 130H163V132H162ZM247 131H248V133H250L249 135H251V136L248 135ZM87 132H89V133H87ZM2 133L7 134L8 129L7 130L5 129ZM113 133H110V135ZM121 133L122 132H120L119 135L117 133L116 135H118V137H121L123 135V133L122 134ZM60 134H61V136H60ZM70 134H73L74 137L76 135V137L75 138L72 137L73 138L72 139ZM129 134H130V136H129ZM77 135H81V136L79 137ZM254 135H256V136H254ZM56 136L59 138H57ZM113 136H114V138H113ZM149 137H151V138H149ZM53 138H55V140L56 139L57 140L55 141ZM95 138L96 139L99 138V140L98 139L95 140ZM101 138H105V140L101 139ZM110 138L115 139L116 142H118V145L114 140H111ZM100 139H101L102 143L99 142ZM28 141L29 140H26L27 143L24 142L23 144H21V146H19L20 144L17 146H14V144L13 145L10 144V146L8 145L9 147L8 146L5 147L6 152L4 151L5 150L4 147H3L4 150L3 151L1 150L2 145L4 143L1 144L0 151L3 152L4 156H1L2 155V152H1V154H0V162H1L0 166L3 167L4 169L1 168L0 171L6 172V168H7V170L9 169V171H7V173H8V175H6L7 177H9V176L12 177L13 175L15 176L17 174V172H19V171L16 172V170H20V172H21V168H23L25 166L24 161H25V164L28 161L27 160V158H28L27 153L29 154V152H27V151L30 150L29 145L37 144L36 143L37 139L34 142L35 144L30 143V141H29V143H30L29 144ZM167 141L171 142V143H168ZM206 141H207V143H206ZM234 141H236L237 143ZM109 142H111V144ZM201 144H203V145H201ZM223 144H225V145L223 146ZM11 145H12V147H11ZM60 145H62V146H60ZM111 145H113L114 147ZM199 145L202 148H200ZM180 146H183L182 147L183 149ZM184 146L189 148V150L192 149V151H194L193 152L194 156L198 155L199 153H200L199 155L202 156L205 153H207V151H209V152L211 151L210 156H213V157L206 158L204 160L205 163L202 162V163H200V165L195 164L196 165L195 167H199V168L194 167V173H195V171H197L195 169L199 170V171H197L198 174H196L197 172L195 173V175H197L196 176L197 178H195V179H198V177L200 178V176H198L200 174V172L202 174L206 172L207 177L210 178L209 179L210 181L208 180V178L205 175L204 176L206 178H204L203 175L201 177L206 179V181L205 180H202L201 182H200V180H195V181L197 183L199 181V184L201 183V186L203 185L204 181H205L204 183H206L208 186L209 185L212 186L216 182V184L212 186V188L213 187L214 188H213V190L211 188V190H210L211 192H209V190H208L210 187L208 188L206 184H204L202 187L206 186L205 188L206 189L208 188L207 189L208 191L206 190L208 195L207 194L206 195L208 197L210 195L209 198L215 197L216 194L218 196H221V197L224 196L223 198H225V196H226L227 197V198H225L226 202H218V200H217L211 204L205 203L204 202L205 199H203L204 198V196H203V197H200L198 202L193 203V205L190 203H188L189 205L187 204L188 207H186L184 205L183 210H179L180 211L179 212L177 210H174L173 206H170L171 204H173V200H172L171 196L168 195L169 193L166 192L167 193L166 194V193H159L158 192V190L161 188V186H160L161 184L162 185L163 184L169 185V183L171 182L170 184L173 183V185L176 183L175 185L181 186L183 184V186H184L185 182L188 181V180L184 181L185 179H183L186 176V174L188 173V175H187L188 178L194 176V174H192L193 173V169H192L191 172L189 171L190 173L185 172L186 174L184 173L185 176L183 177L182 176L183 174H181L179 171V166L177 164L178 162L177 163L175 162L177 165V166H175V168L173 167L174 163L172 164V162L169 165H165V162H167V161L170 162V160L172 161V159H173L172 156H171L172 159H170V160H167L168 157H166L167 159L165 157H162L164 160L165 159L167 160L165 162H162V160H161V162L164 163L162 166H167V167L170 166V168H169L170 170L173 169V170H175L174 171L175 173L177 172L176 173L177 175L176 174H174V175L178 176V177L181 176L182 178L176 177V179H175V178H173L174 176L170 175L171 176L170 177L168 175L170 177L169 178L167 176V174L165 176H163L164 174H162V177L159 176V178H158V177H156V176H158L157 174H156V176L154 175V171L156 172V169L154 170L153 166L149 168V166H151V164H150L151 160L153 162V160L155 159L154 162H156L158 160V158L162 159L160 157L162 155H161V152L159 153V150L162 151V154L169 155V154H166L167 151L168 152L172 151V149L174 151V149L176 150V148L179 150H184V148H186ZM194 146H196L197 148H200V149H204L206 152L203 151L204 154H202V150L200 152H198V149H197V153H195L196 147H194ZM203 146H204V148H203ZM212 146H213V148H212ZM109 147H112V149ZM209 147L212 149H210ZM235 147H236V149H235ZM7 148H9L10 150L8 151ZM17 148H18V150H17ZM13 149H15V150L13 151ZM124 149H126L127 151L132 150L133 152H136L134 157H136V155H138V153L141 154V152L142 153L146 152L145 155L147 154V156H148V154H150L153 150H156V149H157L156 152H158V154L157 155H156V153L153 154V158H151V154L149 155L150 157L145 156L143 162H146L148 159L151 158L150 161L148 160L149 165H146L145 163L141 162L142 165H140L141 164L140 163L137 166L135 165L134 167L135 168L137 167V169H139L138 168L139 166L140 167L142 166L144 168V165H145V166H147L148 169L147 168L143 169L141 167L142 169L137 170V169H134L133 165L131 166V164L125 159L126 156L123 157V154L125 155L127 152V151H124ZM224 149H226V151ZM111 150H112V152H111ZM16 151H17V153L15 154L14 152H16ZM25 151L27 153H25ZM113 151H114V153H113ZM185 151H186V149H185ZM221 151L223 153L220 154ZM9 152H10V154H8ZM133 152L131 154H133ZM176 152L178 153V151H176ZM209 152H208V154H209ZM11 153H13V156ZM153 153H154V151H153ZM25 154L27 157L25 156ZM256 154H258L259 159H257ZM75 155L76 154H74V156ZM154 155L156 157L159 155V157L154 158ZM191 155L193 156V154H191ZM259 155L261 158L259 157ZM217 156L218 157L224 156V157H219V159L224 158L226 161L224 159H223V161L221 159L217 161V159H218ZM253 156L256 159L254 158V160H251V159H253L252 158ZM34 157H36V156H34ZM34 157L31 156L30 158H28L29 160L31 159L32 161H28V163H27L28 166H26L27 168L32 166L31 167L32 170L35 169L33 167L36 166V163H35V161L37 162L36 158L38 159L40 156L38 155V157H36V158H34ZM50 158H54V153L50 155ZM4 159H6V161ZM8 159H10V160H8ZM213 161L215 162V164ZM232 161H234V160H232ZM235 161L232 163L235 164ZM158 162H160V161H158ZM169 162H167V163H169ZM197 162L195 161L192 164L194 165V163H197ZM217 162H219L218 163L219 165L216 164ZM210 164H213V165H210ZM222 164L224 167L222 166ZM171 165L173 168L171 167ZM181 165H182V162L180 163V166ZM226 165L228 166V168H226V170H225ZM230 165H232V164H230ZM221 166L223 168H221V170H219L220 171L219 172L218 169H220ZM255 166H257V165H255ZM217 167H218V169H217ZM151 168H153V169L151 170ZM24 169H25V167H24ZM29 170L30 169L28 168L27 171H29ZM176 170H178V171H176ZM14 171L16 172V174ZM216 171L218 172L217 175L215 173ZM4 172H3V174H1V173L0 174L2 176L7 174ZM227 173H229V172H227ZM261 173L259 174L260 178L264 177V171ZM170 174H172V173L170 172ZM221 174L223 175V177H221L222 176ZM2 176H0V178ZM220 177H221V179L224 178L225 180L224 179L223 180L225 182L222 181L220 179ZM171 178H173L174 180ZM217 178H218V181H216ZM220 180H221V182H219ZM2 181L3 180L0 179L1 183H2ZM165 181H167V182H165ZM226 181H228V182H226ZM212 182H213V184H212ZM78 183H79V181H78ZM186 183H188V182H186ZM194 184H195V182H194ZM199 184H196L195 187L198 186ZM217 184L219 187L217 186ZM76 185H78V184H76ZM185 185L187 186L189 184H185ZM183 186H182V188L185 187V186L184 187ZM3 187H4V185H3ZM78 187H79V185H78ZM134 187H136V189ZM190 187L191 186L189 185V188ZM199 187H200V185L195 190H197ZM215 187L217 188V190H215ZM164 188H165V186H164ZM176 188H178V186ZM179 188L181 191H183V189L181 187H179ZM179 188H178V190H179ZM186 188L187 187H185V189ZM241 189L243 192L241 191ZM186 190L184 192H186ZM191 190H193V189H191ZM191 190H190V192H191ZM218 190H220V191H218ZM235 190L236 191L238 190V191L235 192ZM150 191H152V193ZM181 191L180 192L178 191L179 194L182 193ZM84 192H82V194H84ZM155 192H157V193H155ZM215 192H217V193H215ZM222 192L225 195L224 194L221 195ZM179 194H178V197L175 195H172V197L180 198L182 196V198L184 200L185 194L184 195L181 194L180 197H179ZM188 195L189 194H187V196L185 198L186 201H187V198H189L188 199L189 202H192L191 200L194 199L192 197L193 195L192 196L191 195L188 196ZM218 196H216V197H218ZM259 197L261 198V196H256L253 198L259 199ZM146 198H147V200H146ZM151 200H153V201H151ZM158 200H159V202H158ZM237 200L239 202H237ZM149 203H150V205H149ZM151 203L154 204L155 206L156 205L157 206L153 207V205ZM165 203H166V205H165ZM142 205H144V204H142ZM159 205L161 207L162 206L163 207L161 208ZM168 205L172 208L168 209V211H167V208L166 209H164V208ZM156 208H160L161 210L156 209ZM152 210H153V212L155 210L162 211L161 212L162 215L164 217L165 216H168V217H165V220H163L161 218L163 221L161 223H160V221L157 222L153 218V212H151ZM148 211H150V213H148ZM163 211H164V213H163ZM182 212L186 217L179 219L180 213L182 214ZM106 213L108 214V212H106ZM174 213H175V215H174ZM189 213H191V214L189 215ZM29 214H31V215H28V213H27L28 216H32L33 213L29 212ZM122 222H123V220L118 222V224H120V223L122 224ZM230 222L233 223L232 224L233 226L231 224H229ZM87 224H89V223H87ZM85 226H87V225L85 224ZM230 226H232V227H230ZM238 226H240V227H238ZM233 227H235V228H233ZM243 228L245 230H243ZM249 229H250V233L248 232L249 233V235H248L247 231H249ZM182 230L188 231V234L186 235L187 239L185 237H178V236H177V238L174 237L176 233H180V231H182ZM132 231H133V227L128 228V233H127L128 235L126 236L127 241L128 240L130 241L129 238H130ZM254 232L256 233V236L254 235ZM257 232H258V234H257ZM244 233H246L248 236ZM200 234H198V236H200ZM0 237L2 238L5 236L0 235ZM235 238H236V240L238 239V241H236ZM184 239H186V240H184ZM168 241H170V242H168ZM213 241L216 243H213ZM220 242H225V244H223V243L221 244ZM237 242H238V244H237ZM219 246H221V247L219 248ZM241 251H243V252H241ZM3 253L6 254L5 249H4V252L0 251V254H1L0 255V257H1L0 264H4V263L6 264V262L8 263V261H9V259L7 258V256L5 254L2 256ZM234 253H235L236 257L239 255L242 256V254H239V253L249 254V256H247V257H250V255H253V256H251L252 259H250L251 257L247 259L245 257L247 254H245V256H243L244 260H242L241 256L235 258V255H233ZM121 255L123 256V254H121ZM230 256H231V258L234 256L233 258L235 260H232V259L230 260ZM227 258L229 259V261L225 260ZM132 259L134 260L135 256H133ZM29 261L31 262V260H29ZM29 261H27L26 259L24 260L23 258H20V259H15L13 262L17 263V264L18 263L19 264H29L28 263ZM246 262H248V263H246Z\"/></svg>", "mask_w": 264, "mask_h": 264}]
</instances>
